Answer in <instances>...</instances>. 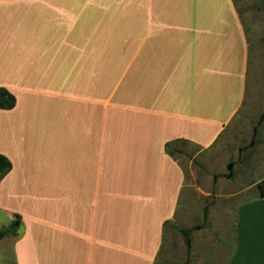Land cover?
Segmentation results:
<instances>
[{
    "label": "crops",
    "instance_id": "1",
    "mask_svg": "<svg viewBox=\"0 0 264 264\" xmlns=\"http://www.w3.org/2000/svg\"><path fill=\"white\" fill-rule=\"evenodd\" d=\"M249 60L234 0H0V88L16 98L0 110V210L21 217L16 264H156L185 188L166 144L221 138ZM232 220L184 264H264V197Z\"/></svg>",
    "mask_w": 264,
    "mask_h": 264
},
{
    "label": "rangeland",
    "instance_id": "2",
    "mask_svg": "<svg viewBox=\"0 0 264 264\" xmlns=\"http://www.w3.org/2000/svg\"><path fill=\"white\" fill-rule=\"evenodd\" d=\"M234 3L250 51L247 99L241 113L215 144L208 148L175 145L183 151L174 156L184 170L185 188L174 223L164 228V244L156 264L187 263L196 246L193 241L197 244L202 237L214 246L222 234L232 230L238 206L259 195L254 186L264 179V11L262 0H234ZM231 164L234 168L229 179ZM246 187L250 190L236 196ZM11 215L0 210V230L10 226ZM196 227L188 250L180 229ZM195 237L199 240H193ZM17 238L0 241V264H16Z\"/></svg>",
    "mask_w": 264,
    "mask_h": 264
},
{
    "label": "trees",
    "instance_id": "3",
    "mask_svg": "<svg viewBox=\"0 0 264 264\" xmlns=\"http://www.w3.org/2000/svg\"><path fill=\"white\" fill-rule=\"evenodd\" d=\"M262 10L264 11V0H262ZM15 106H16V98L14 97V95H12L6 89L0 88V110H12L14 109ZM177 143L192 144L185 140H177L172 143L166 144V152L168 153V155L174 158H175L174 155L178 153L179 154L183 153V151H181L175 146ZM11 169H12V163L9 161L8 158L0 154V181L11 171ZM227 178L229 179L232 178V176L230 177V173ZM256 187L259 191L260 197L261 198L264 197V179L261 180ZM167 225H169V223H166L164 225V228ZM21 226H22L21 217L19 215H16L8 228H3L0 230V241L10 237L17 238L19 236V230ZM197 229L198 227L194 229H180V232L184 236L188 250H190L191 248V241H190L191 234L194 230Z\"/></svg>",
    "mask_w": 264,
    "mask_h": 264
},
{
    "label": "water",
    "instance_id": "4",
    "mask_svg": "<svg viewBox=\"0 0 264 264\" xmlns=\"http://www.w3.org/2000/svg\"><path fill=\"white\" fill-rule=\"evenodd\" d=\"M233 168H234V165H233V164H231V165L229 166V168H228V171L230 172V177L232 176L231 171L233 170Z\"/></svg>",
    "mask_w": 264,
    "mask_h": 264
}]
</instances>
